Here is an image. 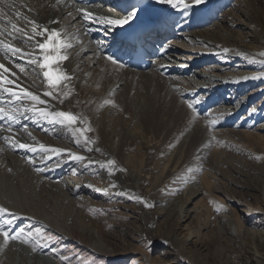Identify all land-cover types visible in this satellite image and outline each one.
<instances>
[{
	"label": "bare ground",
	"instance_id": "bare-ground-1",
	"mask_svg": "<svg viewBox=\"0 0 264 264\" xmlns=\"http://www.w3.org/2000/svg\"><path fill=\"white\" fill-rule=\"evenodd\" d=\"M32 1L33 5L28 0H0V10L4 12V17L0 18L2 23L0 45L8 44L10 47L21 49L23 53H31L33 56L40 57L42 54L34 45L43 38L29 39L24 36L23 32L13 29L11 25L16 24L18 29L26 31L29 36H31V22L56 31L60 34V42L63 45L59 54L67 58L53 63L51 67L65 74L68 79L62 80L53 90L43 77L44 70L36 65L28 64L27 57H21V55L13 57L9 52L5 58L6 50L0 46V64L9 69V73L4 75L19 85V88L32 92L46 101L44 105H37L38 108H45L49 112L71 113L76 116L77 122L74 125L56 124L51 119L33 117L29 112L17 115L16 122H11L7 117L0 120V207L7 209L16 217L13 225L9 227L3 223L9 218L8 215L0 214V228L14 233L15 225L21 223L28 227L43 228L36 229L37 237L45 232L55 236L54 239L61 236V239H58L61 243L64 237L69 240L74 239L72 226H68L71 224L72 216L57 214L56 208L59 202L54 201L48 211L45 205L41 206L46 203L43 197L39 196L38 200L35 199L33 202V198L25 187L27 181L30 183L33 181L31 185L33 190L41 183L50 189L55 188L52 183H45V180L37 173L44 172L46 176L51 177L55 172H57L55 175L58 174L59 167L54 165L51 172L43 168H41L43 171H28L23 164H30V162L23 156L21 157L22 153H20V150H25L16 149L20 156L13 157L8 154L7 148L1 141L3 140L9 148L13 146L9 140L19 139V137L31 147H35L37 149L35 154H40V158L44 157L46 161L51 158H63L70 165L77 161L72 159L73 156L82 157L81 160L84 162L82 170L93 175L90 182L94 184L92 187L76 184L75 188L69 190L70 194L95 195L97 188L101 187L106 190L108 198L127 199L136 203L143 211L146 226L153 225L155 215L151 211L152 207H145L144 203L139 202L137 198L153 205L157 197L164 194L172 195L179 189L187 188L189 178L194 175L189 168L190 164L197 161L198 154L211 143L209 137L213 126H208L206 119L198 118L193 110L187 107L188 103L192 102H184L182 96L202 92L201 97L205 103L197 106L192 104L196 111H204L211 103H215L224 90L233 88L245 90L249 85L264 80V71L261 70L264 65V55L261 54L264 52L255 50L245 38L236 39L231 35L235 24L231 15L227 13L225 19L216 24L219 27L218 30H208L206 33L197 30L196 27L207 24L206 14L215 10V7L220 6L222 2H204L187 11H177L167 5L157 3L156 0ZM96 2L100 7L93 9V5H98ZM237 4L238 14L248 19V24L245 26L254 34L253 40L264 44V21L261 19L264 15V0H238ZM134 8L138 9L136 17L128 25L118 27L116 33L97 23L86 22L82 18L83 12L96 17H108L105 15L106 12L118 11V9L119 12L112 14L111 18L123 17ZM16 13L20 15L17 16ZM153 14L158 15L157 21H161L165 28V31L157 28L153 31V34L163 38L162 41L165 39L167 42L169 36L174 34L173 32L169 34V29L177 30L180 35L183 31L188 33V36L183 34L179 40H173L171 43L178 51L188 55V59L191 60L189 68L181 66L167 68L163 60L156 61L167 51L164 52L165 47H162L163 49L160 47V50L155 45L151 53L152 58H148L150 65L146 73L129 69L126 65L128 55H124L119 50L120 46L128 48L130 44L124 42L123 32L132 33L139 24L147 26L150 21L149 17ZM24 17H27V20ZM53 21L57 22L53 23ZM91 28H98L99 31ZM222 28H225L228 34L222 33ZM194 29L195 31H192ZM101 38L103 40H100ZM224 49L228 51L225 52ZM51 54L56 55V53ZM110 57L114 58L117 63L113 64ZM153 59L154 62L151 65L150 60ZM213 59L228 62L231 69L237 67L234 70L235 73H231V70L230 73H224L225 76L215 74L217 79H210V77L205 79L204 74L192 71L200 63L199 61ZM83 62L88 67L95 66L96 70L84 72ZM236 63L244 66L239 68L240 66ZM17 65H22L24 69L27 68L24 72H28L29 75L21 72ZM221 70V68L218 69V71ZM188 72L195 78L203 80L204 83L199 85L195 83L191 86L185 76ZM254 76L259 78L252 79L251 77ZM244 77L249 78L245 80ZM82 84H85L87 89L88 87L91 90L98 89L99 94L87 93L82 88ZM8 86L12 87V85ZM19 88H14V90L19 92ZM45 92H52V96L44 95ZM10 99L0 90V101H2L0 107L8 110L7 101ZM105 101H110V103L106 104ZM22 103L30 104L29 101ZM111 103L115 105V109H111ZM228 108H213L214 119L212 121L217 128H225L227 122L237 115L238 112H231ZM115 110L118 112H116V118H113L111 112ZM248 120L246 127L249 129L242 134L245 144L241 152L255 159L260 163V167L264 168V136L262 133L264 112L254 113L251 110ZM116 121L118 123L126 121V123L122 126L120 123L115 124ZM50 124H56L58 127L64 125L65 132L58 135V143L48 137L43 138L42 133L48 132L46 126ZM252 124L254 126L258 124V126L252 129ZM110 126L118 129L117 135L110 132ZM9 128L13 131H9ZM75 128L87 129L84 136L80 137V143L76 142L80 134H73ZM85 137L88 140L87 146H85ZM41 144L48 150L58 149L59 153L46 152L40 148ZM214 146L212 151L217 155L216 145ZM73 147L78 148V151H75ZM88 148L92 150L88 151ZM26 151L31 153V151ZM108 160L114 161L111 170L108 167L101 168L100 165H107ZM36 165L43 166L41 163ZM37 166H35L36 169ZM255 172H251V177L256 181L258 177L255 176ZM261 177L264 176L261 175ZM209 181L207 177L201 180L203 186H208ZM144 187L146 188L145 193H139L138 190ZM155 189L159 190L155 191ZM67 219H69L68 222ZM65 221L67 223L64 224ZM74 229H76L75 238L81 239L85 235H91L84 226H77ZM97 247L99 248L93 247L92 250L102 252L101 247ZM29 248L36 254H30L29 249H24L15 242L4 246L3 239L0 237V264H64L60 260L51 259L55 255L50 251V245L47 243L35 240ZM220 256H222L220 264H234L228 254L222 252Z\"/></svg>",
	"mask_w": 264,
	"mask_h": 264
},
{
	"label": "rangeland",
	"instance_id": "rangeland-1",
	"mask_svg": "<svg viewBox=\"0 0 264 264\" xmlns=\"http://www.w3.org/2000/svg\"><path fill=\"white\" fill-rule=\"evenodd\" d=\"M212 1L222 2V4L206 14L207 24L196 27L197 30L204 33L208 30H218L219 27L216 24L222 22L227 13L231 15L235 24L231 35L236 39L245 38L255 50L264 52V44L253 40L254 34L245 26L248 24V19L236 11L239 7L238 0H205V2ZM28 2L33 5L32 0H28ZM97 6L99 4L93 5V9H97ZM117 12L119 9L118 11L110 10L105 15L111 17ZM261 19L264 21V15L261 16ZM91 29L99 31L98 28ZM115 29L118 27L111 30ZM221 31L228 34L225 28H222ZM171 33L173 35L169 36L170 39L168 38L167 42L164 39L158 46L159 49L165 47L163 50L167 52L160 55L156 61L163 60L167 64V68L178 66L189 68L191 60L188 59V55L178 51L171 43L173 40H179L183 34L188 36V33L183 31L180 35L177 30L171 31ZM152 62L154 59L150 60L151 65ZM199 62L192 71L204 74L205 79L208 77L217 79L215 74L225 76L231 70V73H235L234 70L237 68L231 69L228 62L220 59ZM84 63H82L84 72L96 70L95 66L88 67ZM236 65L240 66L239 68L244 66L239 63ZM218 67L223 71H218ZM25 69L27 70V68ZM261 70L264 71V65ZM146 71L141 72L146 73ZM24 74H28V72H24ZM185 76L191 86L195 83V85L204 83L203 80L195 78L189 72ZM81 86L87 93L99 94L98 89L91 90L89 87L87 89L85 84ZM201 96L202 92L199 91L197 94L182 96V99L184 102L189 101L197 106L205 103ZM233 99L236 100L232 101ZM114 106L111 103V109H115ZM214 107L215 109L229 107L231 112L238 113L227 122L225 128H217L212 121ZM251 110L254 113L264 112V80L249 85L245 90L238 88L224 90L215 103H211L204 111H196V109L193 111L198 118L206 119L208 126H213L210 129L211 136L209 137L211 143L198 154L197 161L190 164L189 168L194 175L189 178L190 182L187 188L179 189L172 195L164 194L153 202L151 211L155 218L153 225L149 227L145 224L143 211L136 203L127 199L108 198L106 190L101 187L97 188L95 195L70 194L69 190L75 188L76 184L79 186L85 184L88 187H92L94 184L90 182L93 175L82 170L84 168L82 160L68 165L67 160H63V158H51L46 161L44 157L40 158V154L20 150L21 157L31 161L30 164L27 163L28 165L23 164L25 168H28V171H37L35 167L37 163L43 164L41 167L37 166L38 168L47 169L50 172L54 165L59 167L58 174L55 175L57 173L55 172L51 177L46 176L44 172L37 173L45 180V183L50 182L55 188L50 189L41 183L40 186L36 185L33 190L31 186L33 181L31 183L27 181L25 187L33 198V202L35 199L38 200L39 196L43 197L46 203L41 206L45 205L48 211L54 201L59 202L56 208L57 214L72 216L71 224L68 226H72L74 239L69 240L64 237L61 243L58 240L61 239V236L54 239L55 236L45 232L37 237L36 229L43 228L28 227L18 223L14 227V232L23 228L25 231L23 239H27L28 242L15 241V243L24 249H29L30 254L35 253L31 252L29 248V245L35 240L47 243L50 245V251L55 255L51 259L60 260L64 264H220L222 252L228 254L234 264H264V177H261V175L264 176V168L260 167V163L255 159L241 152L245 144L242 134L249 129L246 127V122L249 121L248 116ZM116 112L118 111L111 112L113 118H116ZM117 121L115 124L120 123L122 126L126 123V121H119V123ZM112 122L111 120V124H113ZM56 124L46 126L48 132L42 133L43 138L48 137L58 143V135L64 133L65 128L64 125L58 127ZM252 126L254 129L258 124L255 126L252 124ZM109 130L115 135L119 132L112 126ZM223 130L225 133H222ZM262 133L264 136V130ZM11 139L9 141L14 147L9 146L10 149L3 140L1 141L7 148L8 154L17 158L20 155L16 149L19 151V148L15 145L20 142L25 143V141L20 137ZM42 141L45 142L43 139ZM214 145L217 148V155L212 151ZM73 149L78 151L76 147ZM251 172L256 173L255 176L258 177L259 182L251 177ZM25 173L27 174L26 170ZM203 177L210 180L208 186H203L201 182ZM145 189L144 187L138 191L144 194ZM157 190L159 189H155V191ZM68 220L66 221L68 222ZM66 221L64 224L67 223ZM77 226L86 227L91 235H85L81 239L75 238L76 229L74 228ZM28 233L32 234L31 237L27 236ZM97 246L101 247L102 252L92 250L93 247L99 248Z\"/></svg>",
	"mask_w": 264,
	"mask_h": 264
},
{
	"label": "snow or ice",
	"instance_id": "snow-or-ice-1",
	"mask_svg": "<svg viewBox=\"0 0 264 264\" xmlns=\"http://www.w3.org/2000/svg\"><path fill=\"white\" fill-rule=\"evenodd\" d=\"M157 3L167 5L177 11H187L191 7L199 6L200 4L204 3L205 0H156ZM138 12V9H133L127 16L123 17H117V18H111V17H96L93 16L87 12L82 13V18L86 22H93L97 23L100 26H103L108 29H114L117 27H124L125 25H128L131 23V21L136 17V14ZM17 16H19V13H16ZM4 17L3 10H0V18ZM25 20H27V17H24ZM57 21H53V23H56ZM32 28H31V36L29 34L22 30L18 29L16 24H12L11 27L17 31L23 32L24 36L29 39H35L36 37H42L43 39L40 41H37L34 45L36 48H38L39 52L42 54L40 57L33 56L31 53H23L21 49L16 47H10L8 44H2L0 46L5 49V58H7V53H11L13 57H15L18 53L21 55V57H27V63L36 65L43 71V77L47 80V83L51 89H55L57 85L65 79H68V77L61 73L59 70H53L51 65L55 62L60 61L61 59H66L67 57L61 56L60 49L63 47V45L60 42V34L56 31H52L48 29L47 27L41 26L36 24V22H31ZM225 52L228 51V49H224ZM51 53H56V55H52ZM261 55H264L262 53ZM112 60V63L115 64L117 61L114 58H109ZM19 67V70L21 72H24V67L22 65H17ZM4 73H9V69L5 67L3 64H0V90H2L3 93H6L8 97L11 99L7 101L9 108L8 110H5V108L0 107V120L5 119L6 117L11 122H16L17 115H23L26 112L32 113L33 117H38L41 119H51L53 122L58 124H68V125H74L77 122L76 116L72 115L71 113L64 112V111H56V112H49L45 108H38L37 105H44L46 104V101L41 99L40 96L33 94L32 92L26 91L23 88H19V85H16L13 80H10L8 76L4 75ZM249 77H244L243 79H248ZM252 79H256L259 77H251ZM8 85H12V87H9ZM14 88H19V92L15 91ZM44 95L46 96H52V92H45ZM67 95V93H65ZM23 101H29L30 104H24ZM2 102V101H0ZM20 102V103H16ZM62 102V100H61ZM105 103H110V101H105ZM187 107L189 109H194V105L192 103H188ZM9 131H13L11 128L8 129ZM27 131V129H25ZM87 131L86 128H75L73 130V134L79 133L80 135L77 136L76 142L80 143V137H83L85 132ZM30 135V134H29ZM34 139V138H33ZM88 140L87 137H85V146H87ZM19 149H24L31 151L35 153L37 149L35 147H31L29 144L26 143H18L15 145ZM41 149H44L46 152H50L52 154H58L59 150L52 148L50 150L45 149V146L43 144L40 145ZM91 148H88V151H91ZM99 151V149H97ZM72 159L74 160H81L82 157L80 156H73ZM31 162V161H29ZM114 165V161L108 160L107 165L101 164L100 167H108L110 170L112 166ZM37 171H43V169L37 168ZM115 187V185H113ZM139 202L144 203L145 207H153V205H150L142 200H139ZM0 214H7L8 219L4 220V224L11 227L14 223V220L16 219L15 214L9 213L7 209L0 207ZM31 233H28L27 236L31 237ZM0 237L3 238V244L4 246H7L10 242L15 241H21V242H28L27 239H23L25 237V231L23 228L19 229V231L16 232H10L9 230H6L5 228H0Z\"/></svg>",
	"mask_w": 264,
	"mask_h": 264
}]
</instances>
